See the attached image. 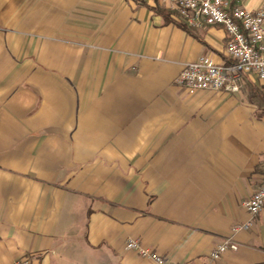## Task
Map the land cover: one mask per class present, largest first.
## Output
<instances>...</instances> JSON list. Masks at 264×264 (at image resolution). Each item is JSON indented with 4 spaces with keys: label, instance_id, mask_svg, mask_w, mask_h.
<instances>
[{
    "label": "crops",
    "instance_id": "0c3cea01",
    "mask_svg": "<svg viewBox=\"0 0 264 264\" xmlns=\"http://www.w3.org/2000/svg\"><path fill=\"white\" fill-rule=\"evenodd\" d=\"M264 9V0H232ZM220 25L169 0H0V264H264V81L191 91L201 55L226 65ZM232 236L236 250L212 259Z\"/></svg>",
    "mask_w": 264,
    "mask_h": 264
},
{
    "label": "built area",
    "instance_id": "2783aa9c",
    "mask_svg": "<svg viewBox=\"0 0 264 264\" xmlns=\"http://www.w3.org/2000/svg\"><path fill=\"white\" fill-rule=\"evenodd\" d=\"M177 12V18L191 28L204 25H220L226 32L225 53L229 64L216 63L210 56L201 55L195 61L184 65L176 82L191 91L216 90L226 93L239 92L244 76L264 81V9H247L232 4V0H169ZM250 219L231 227L232 235L252 225V218L264 207V165L261 182L252 195L242 201ZM125 248L156 264L175 263L163 257L139 240L131 238ZM237 242L232 236L216 244L210 253L218 259L227 250H236ZM13 264H28L26 258H19Z\"/></svg>",
    "mask_w": 264,
    "mask_h": 264
}]
</instances>
